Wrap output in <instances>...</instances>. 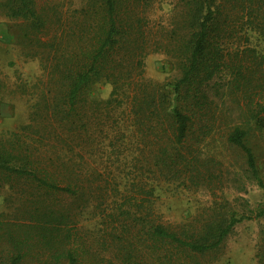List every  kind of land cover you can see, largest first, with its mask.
<instances>
[{"label":"trees","instance_id":"16d2710c","mask_svg":"<svg viewBox=\"0 0 264 264\" xmlns=\"http://www.w3.org/2000/svg\"><path fill=\"white\" fill-rule=\"evenodd\" d=\"M151 1L81 0L70 27L49 44L41 59L49 70L42 101L18 133L0 141V178L24 186L15 191L24 200L17 211L30 221L1 225L0 264H110L113 258L118 264H201L238 224L264 220L258 206L171 230L157 221L154 196L159 176L200 180L199 151L190 143L212 132L241 152L248 179L264 190L245 143L250 125L225 124L209 95L225 71L250 89L244 70L256 50L235 46L227 6L247 4L241 9L252 12L263 0H170L163 23L149 20ZM5 4L10 16L37 32L45 27L33 0ZM150 26L156 27L152 37ZM150 52L174 54L179 78L169 84L145 78ZM102 83L111 88L108 97L88 99ZM246 89L238 93L252 109L254 126L263 129L264 91L247 103ZM77 204L98 220L97 238L81 235ZM257 251L264 264V236Z\"/></svg>","mask_w":264,"mask_h":264},{"label":"rangeland","instance_id":"374dc122","mask_svg":"<svg viewBox=\"0 0 264 264\" xmlns=\"http://www.w3.org/2000/svg\"><path fill=\"white\" fill-rule=\"evenodd\" d=\"M0 0V141L11 139V134L28 123L33 107L45 95L49 70H43L45 53L52 39L70 27L73 10H78L81 0H33L35 9L44 18L46 25L41 32L34 30L23 19L10 16L5 2ZM149 20L163 23L171 9L170 0H152ZM242 4L227 6L228 25L233 29L235 46H248L256 50V57L249 64L244 76L251 82L250 89L243 81L235 83L227 71L211 83L212 110L218 111L227 125H250L245 143L251 149L256 167L264 183V128L257 129L250 119V109L244 97L258 99L255 94L264 91V0L249 9ZM152 28L151 37L156 32ZM230 30V29H229ZM174 54L150 52L143 60L144 77L159 83H173L180 76V68ZM45 67L48 65L44 61ZM233 80L232 82L229 80ZM111 91L108 84H95L87 93L88 99H106ZM214 94V97H213ZM251 96V97H249ZM42 105V104H41ZM262 117V116H260ZM264 122V117L262 118ZM221 133L212 132L205 139L190 143L198 149L200 158V180L195 183L182 179V174L166 182L160 178L155 191L156 219L171 230L181 223L198 222L207 217L220 218L228 212L240 214L245 209L264 208V190L248 179L244 171V159L238 150L222 140ZM106 156V154H105ZM101 157V156H100ZM106 164V158L101 157ZM110 170L118 169L107 166ZM146 176L143 171V178ZM152 177V175H150ZM126 182V183H125ZM130 181L123 184L130 185ZM15 188L10 190L7 186ZM24 188L19 182L5 183L0 178V229L2 224L29 223L28 217L18 213L24 200L15 193ZM238 188V189H237ZM79 216L81 235L97 238L96 222L90 209L83 208ZM264 236V220L243 221L238 224L222 245L214 252L201 258V264H258L257 249ZM0 241V253L5 247ZM96 253L99 250L95 247ZM110 264H118L114 258Z\"/></svg>","mask_w":264,"mask_h":264}]
</instances>
